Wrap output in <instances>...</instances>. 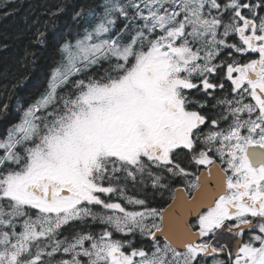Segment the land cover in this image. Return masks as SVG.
<instances>
[{
	"label": "snow or ice",
	"instance_id": "obj_1",
	"mask_svg": "<svg viewBox=\"0 0 264 264\" xmlns=\"http://www.w3.org/2000/svg\"><path fill=\"white\" fill-rule=\"evenodd\" d=\"M0 264H264V0H0Z\"/></svg>",
	"mask_w": 264,
	"mask_h": 264
},
{
	"label": "trees",
	"instance_id": "obj_2",
	"mask_svg": "<svg viewBox=\"0 0 264 264\" xmlns=\"http://www.w3.org/2000/svg\"><path fill=\"white\" fill-rule=\"evenodd\" d=\"M25 2H38V0H25ZM19 20V17H15L9 21H0V30L3 27H10L12 24L16 23Z\"/></svg>",
	"mask_w": 264,
	"mask_h": 264
}]
</instances>
